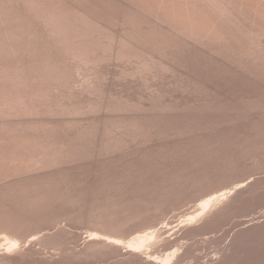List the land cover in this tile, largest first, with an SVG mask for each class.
Returning <instances> with one entry per match:
<instances>
[{
	"label": "rangeland",
	"instance_id": "374dc122",
	"mask_svg": "<svg viewBox=\"0 0 264 264\" xmlns=\"http://www.w3.org/2000/svg\"><path fill=\"white\" fill-rule=\"evenodd\" d=\"M0 1H1L0 6L3 1L5 2V5H2L3 6L2 8L0 7V12H1V9H3L2 12H4L3 14L0 13V19L8 15L7 17L2 18V19L4 21L6 19L5 22L7 23L11 21V23H9V25L7 26H6L7 23H4V21H3L4 26H3V23L0 24V39H1L0 53L2 52L1 54L2 56H0V68H1L0 69V86H1L0 89L4 90L0 93V95L1 94H3V96L5 95L4 96L5 98L3 96H0V100L2 98L6 99L8 95H10L9 93H12L13 91L11 95H13L14 98L10 95L11 97L9 96L10 98L8 97V100H19L20 101L21 99L20 101L21 104L19 105H21L23 108V110H21V108L19 107L18 108L19 110H15V113L12 115H9L8 118L7 116L0 115V128L3 126L2 128L4 129V132H0V136L1 134L10 133L9 132L10 130V131H13V133H15V136H17V138L20 140L22 137H25V135L27 136V138L30 137L31 135L30 137L31 142L34 139L39 142L41 141L40 143L44 144V141L47 140L45 142L46 144L48 143V147L50 148L48 150L50 151L52 149L51 152H53L55 154L54 156H56L57 158H55L54 156H51V157H54L55 159L60 158L59 161L61 162L58 165L52 166L53 168L51 167V168L45 169L42 172L45 174L46 172H48L47 173L48 177L47 175L44 174L46 177H35L36 179L32 177L33 178V179L31 178L32 180L30 179V177H28L26 181H25V177L24 178L22 177V179L18 181L21 182L23 179L24 180L21 183H19V185L17 184L18 182L15 183L14 180L13 181L11 180L12 182L7 183L6 185L3 184L4 187L7 186L4 189L6 194L3 193L4 191L1 192V190H3V186L2 184H0L2 186V187L0 186L2 188V189L0 188V193H1L0 197L3 196L0 199V201L2 202L4 199H7V196H4V194L5 195L8 194L9 196L7 200H4L5 204H3L4 201L3 203L0 202L1 203L0 211L4 210L6 213V215L3 216L5 214L3 213L4 211L0 212V217L2 215L4 218H6L7 216V218L14 219L16 218L15 216L19 212H21V210L23 212L26 211L25 216H24L26 220L25 218H22L23 215L21 213L23 212L18 214L19 216L17 215V217H20V218H17V220L23 219L24 224L22 222H19L21 223L22 227H20L17 231H13V232L11 231V234L7 232L9 233L8 235L9 238H14V239L19 240L18 245L10 248V246L8 245L9 242L5 239V235L3 231L4 229L0 228L1 230L0 231V247L2 248L3 246L2 249L0 248L1 251L3 250L2 251L3 254H1L2 252L0 251V263H3L2 261L4 260L3 259L4 257H7V255L9 256L12 255L14 261L9 262L7 264H10V263H13V264L14 263L15 264H46L47 262H49L47 264H62V262L63 264L64 263L65 264H72V263L89 264L90 261H91L90 262L91 264H102V263L109 264V262L110 264H113V263L121 264L119 261L121 259L123 260L124 257L127 258L125 256L126 253L124 252L127 249L128 243L126 242L127 241L130 242L132 241L131 238L135 239V237L138 234L148 231L147 227H149L148 232H151L154 230L153 236L156 240L158 236V241L152 238L150 240L151 242L149 241L150 243L148 242V244L146 245V247L148 245L149 246L147 248L145 247L146 249L143 248V250H144V253H147V254L150 252L153 253L149 255H153L156 258L159 257L161 259L162 256L164 257L166 256V254H170L169 253L170 250L172 253L175 249L180 248L179 259L181 262L183 261L182 263L180 262V264H216V262L217 264H232V263L233 264H240V263L245 264V262H247L246 256L248 257L247 253L249 254L252 253L253 255L252 258L254 259V261L256 260L255 264H264V241H263L264 239V193H263L264 186L261 189H259L256 193H252L253 195L251 193L246 194L244 197L245 200L243 198L241 202L234 204V206L232 205V202L234 201L235 197L238 194V193L236 195L234 194V192L236 193L237 190L234 189L235 191L232 190L231 192H229L233 187L235 188L236 184L237 186L241 184L242 186H245V188H247L252 184H256L257 181L258 183H262L261 181H263L264 179V147H263L264 146V126H263L264 125L263 124L264 123V113H263L264 110L262 108L264 107V74H263L264 65H261V66H258V68L257 67L255 68V69H258L259 72L262 71V73H259V72L255 73L257 71L253 69L255 65L252 66L250 64L247 65V69H246V66L240 67L241 70L243 69V67L245 69V70L243 69L244 71L242 70L243 71L242 73L241 70H239L240 68H238L236 64L234 66V63L230 62L234 60L233 55H232V50H229L230 48H228V50L227 48L226 49L224 48L225 50H223L224 45L222 44H220L221 47L219 46V44L216 45L217 47H215L214 45V47H212L213 48L212 52H210L211 50L206 51V49L203 48L202 46L201 48H203L204 50L198 46H197L198 48L196 46L193 47V45L189 46L190 44L188 45L186 43H184L185 45L184 46L182 44L184 41L181 42L182 40H180L178 37L177 38L179 41L176 40L177 41L176 43H175V38L171 39V42H170V38H172L173 35L171 34V32H169V30H168V33H169L168 34L166 32L167 29L164 31L163 27L159 28V25H156L153 21H152L153 23H151L150 22L151 18L150 19L149 17L147 18L146 15H144V12L142 10L140 11L137 10L140 13L139 12L136 13V9H141L139 6H137L136 0L135 1L133 0L135 2V5H134V2H132V0H86V1L85 0H74V1L73 0H24L25 3L27 2L26 3L27 6L24 5L26 6L24 7L25 9L23 8V5L21 7L19 4L21 3V0H19L20 2L18 0H9V2L8 0H0ZM10 2H13V3H11L10 5ZM24 2L23 4H25ZM41 3L44 7H46L45 9L41 5ZM131 3L133 4V6H136V7H133ZM28 5L32 6L31 10ZM5 6L9 7L10 9H7V7L6 9L10 11L6 12L5 11L6 9L4 8ZM33 6H35L36 9ZM47 6L49 8H47ZM53 7L55 8V10ZM32 8L34 9V11L32 10ZM39 8L41 9V11L39 10ZM19 9H22L23 11ZM25 10H30V11H25ZM56 10L58 11L63 10L61 12L64 13V14L62 13L64 17L61 15L60 12H57ZM55 11L57 12V16L60 14L59 15V17L61 16L60 19H62V17L64 18L62 19V22L64 21L65 23L64 22L59 23L60 19L56 16ZM30 12L34 14H31ZM1 15L3 16L1 17ZM35 15L37 16L40 15V16H38V18L36 19ZM43 15L48 16V18L47 16H45L48 22L45 23V21L47 20L45 19L44 21L45 17ZM67 16L68 18L71 16L72 17L68 19ZM126 17L128 18V20ZM140 17H145V18L140 19ZM8 18L10 20H8ZM51 19L53 20L51 21ZM67 19H68V22H67ZM77 19L79 20V22L77 21ZM142 19L143 20L145 19L144 22ZM15 20L18 21L19 23L15 22ZM49 20H50V23H49ZM139 21H142V23ZM35 22L37 24H35ZM43 22L45 23L47 27L44 26ZM81 22H82V25H84V27L80 24ZM137 22L141 23V26ZM12 23H14L15 25ZM40 23H42L43 26H41L42 24ZM51 23L52 24L56 23V24L53 26ZM72 23H76V24L79 23L80 25L79 24L76 25ZM20 24L23 25L24 28L20 26ZM63 24L66 26H64ZM151 24L154 25V27H152ZM50 25L53 27H51ZM59 25L60 26L62 25V27H59ZM146 25L147 27L148 26L149 27L147 28ZM155 25L158 26L157 27L158 29H155L156 28ZM14 26H16L17 28H15ZM55 26L57 27L56 28L57 30L55 29ZM77 26L80 29L82 28L81 29L82 31L79 28L75 29V27ZM88 26H90V28ZM3 27L4 29L9 27L10 29L12 28L13 30L12 29L10 30L8 28L9 30L5 29L6 30L5 32L4 29L2 30ZM58 27L60 29H58ZM41 28H43L44 30ZM69 28L71 29V31ZM130 28L131 30H129ZM150 28L151 30L153 29V31H151ZM159 29H161L163 32ZM61 30H64L65 32L69 31L70 33L69 32L65 33L64 31H61ZM155 30L158 32H156ZM51 31H53L54 34ZM56 31L58 32V34H56ZM72 31L74 32V34L76 32L77 35L76 34L74 35ZM140 31H142L141 34H140ZM8 32H11V33L9 34ZM12 32L13 34L14 33L15 34L13 35ZM77 32H80V33L82 32L84 34V37L82 33L80 34ZM133 32H135L134 34L136 37L134 36ZM154 32L156 33V35L152 37L151 35H153ZM17 33L19 36L17 35ZM99 33L102 35H100ZM1 34L5 36L7 35V36L5 37ZM61 34H62V37L63 36L64 37L60 39ZM71 34H72V37L70 39L72 41L69 39ZM137 34L141 37H139ZM49 35H52V37H50ZM165 35L166 37H168L169 35L168 37L169 40L166 38L168 42L165 39ZM1 36H3L4 38L3 37L1 38ZM11 36H14L12 39L13 42L10 39ZM17 36L19 39L17 38ZM73 36H74V40L72 39ZM75 36L76 37L80 36V37L76 38ZM155 36L158 37L157 38L158 40L161 37L159 42L156 40L155 42H153V40L156 38ZM7 37H9V40L7 39ZM54 37L55 39H53ZM56 37H58V40ZM150 37L153 38L152 41H151L152 38L150 39ZM65 38H66V41L64 40ZM67 38L69 39V41ZM80 38L81 39L83 38L84 40L82 39V41H84L85 43L88 42L87 43L88 45L83 47L85 43L80 41L81 40ZM138 39L140 41H138ZM76 40H77V43L76 42L75 43L77 45L73 44L72 46L71 43H73V41H76ZM145 40L149 42L150 44L148 45ZM14 41H15V44H14ZM67 41L69 43H65ZM79 41L82 43L80 44ZM161 41H163L162 44H161ZM2 42H4L5 44ZM46 42H50V43H47L48 46L44 45L46 44ZM138 42H141V43L139 44ZM151 42L153 43L151 44ZM164 42H167V44L169 45V46L167 45V48H166V43ZM57 43H60V44H57ZM66 44H68L67 45L68 47L66 46ZM153 44L154 45L157 44L156 45L157 48L156 46L154 47ZM176 44H177V47L175 46ZM74 45H75V50L76 49L79 50L78 52L76 50L77 54L71 53L74 51V49L70 48V46L74 47ZM173 45L176 48H174ZM186 45L191 48H187ZM79 46H81L80 49L77 48ZM92 46L96 48L95 51H93L95 54L93 52L89 54L90 51L94 50ZM183 46L186 48L182 49ZM65 47H67L71 51L66 50ZM2 48H4V51H2ZM169 48H171V50L176 49L178 51L177 52L175 50L176 55L177 54L178 55L176 56L174 54L175 51L174 50H173L174 52L170 51ZM88 49H91L89 50V53L87 52ZM167 49L170 52H173V54L172 53L166 54L168 53ZM184 49L186 50L184 51ZM180 50H182L183 52L182 51L179 52ZM236 50L235 52L238 53V50L237 51ZM66 51L67 52L69 51L68 52L69 54L66 53ZM135 51H136V54H135ZM146 51H148L150 55ZM153 51H155V53ZM223 51L224 52L227 51L228 54H226L227 52L223 53ZM125 52L127 53V55ZM157 52L159 55L157 54ZM219 52H221L222 54H220ZM78 53H79V56H78ZM80 53L82 55L83 54L86 55L84 56L86 60L82 58L83 56L81 57ZM87 53L88 55H91L93 57L88 56ZM163 53H165L166 55ZM207 53H209V55ZM212 53L213 55H210ZM215 54L216 56H214ZM218 54H220L221 57ZM223 54L228 55V57L230 54V57L232 60L230 58H229L230 60L225 59L226 56H224ZM133 55L136 59V60L134 59L135 62L132 59L134 58ZM138 55L140 56L138 57ZM162 56H165V57H163L162 59ZM216 57L217 58L219 57L218 59L220 60H218ZM221 58H224L225 60ZM108 59H111V60H108ZM155 61L157 62V64ZM224 61H226V63L223 64ZM143 62H147V63L143 65L144 64ZM227 62L230 63V64L228 63L229 68L228 66H226L228 65ZM92 63L94 64V66H92L93 65ZM147 64L150 66H148ZM231 64L234 66L233 69H232V66H230ZM143 66H146V67L148 66L149 68L144 70ZM49 67H51L52 69ZM163 67H167L168 69L163 68ZM259 68L261 69V71ZM4 69H6L7 71H5ZM136 70H138L139 72H137ZM237 70L238 72L240 71L242 75L238 73ZM142 71H143V74H142ZM252 71L253 73H251ZM34 72L35 74H33ZM163 73L164 75L160 76ZM134 75L137 79L135 77L132 78ZM143 75H146V76H143ZM247 75L251 77H248ZM146 77H148V80ZM150 77H153V78H150ZM144 79L145 81H143ZM139 80H142V81H139ZM43 81H45V83ZM146 82H148V84H146ZM5 84L6 85L8 84V85L5 86ZM147 85L150 87H148ZM19 86H21V88ZM12 87L14 90H11ZM27 87L28 88L30 87L32 89L30 88L28 89ZM57 87L59 90L57 89ZM151 87L154 89H152ZM150 89L152 91H150ZM10 90L11 92H9ZM18 90H19V93H18ZM21 90L24 93L20 92ZM18 97L20 98L18 99ZM33 97L35 99H39V101L36 100L35 102V99ZM253 97H255L256 99ZM28 100L30 103L28 102ZM245 101L248 103H246ZM258 101L260 104L259 103L257 104ZM261 101L263 102V106H261V103H262ZM24 102L26 104H23ZM31 102L33 105L31 104ZM36 103L38 104V108L40 109H36L30 112L24 111L25 106L26 105L28 106L29 104H30L31 109L37 108ZM186 103H189V105ZM244 103L246 105H244ZM253 103L257 104V106L256 105L254 106L258 107L257 111H254L256 113H254L253 110L251 109V107L253 108L252 106ZM259 105L262 111L261 109H259ZM242 107L245 108L244 110H246V108L248 107L250 110H252L253 113L252 112L249 113L250 112L249 109L247 110V112L245 111L244 113V110L242 109ZM256 107H254L253 109L255 110ZM170 109L172 112H170ZM41 110H42V113H41ZM229 110L232 112L230 113ZM16 118H17V121H16ZM4 120L6 121V123ZM5 127H6V130H5ZM10 127H12L13 130L9 129ZM15 128L16 129L19 128L17 132H19L20 130L19 135H22V137L17 135L18 133L15 132L16 131ZM1 130L2 129H0V131ZM5 131L7 133H5ZM13 133H10L9 134L10 136L7 134L9 138L12 140L9 139V141L5 144V146H9L10 144L9 142L11 141L13 142L18 141V139L15 140L12 138ZM13 144L16 145V143H13ZM252 145L254 146V148ZM195 152L197 155L195 154ZM199 156H200V159H199ZM186 160L188 161V163ZM186 165L187 166L189 165V166L187 167ZM242 167H244L245 169ZM214 171L215 173H213ZM20 178L21 177H19V179ZM24 181H25V184H24ZM29 181L30 182L32 181V182L29 184ZM35 181L37 182L36 185L34 183ZM13 182L15 183V185H18V186H15ZM10 183H12L11 184L12 187L11 185H9ZM32 183L34 186L32 185ZM23 184H24L23 186L24 188L21 186ZM13 185L15 187H13ZM44 186H46V188ZM8 187L9 189H7ZM21 187L25 191L21 190L20 189ZM26 188L27 189L32 188L31 192H30V189H28L27 191ZM40 189H42L41 190L42 193L38 191ZM32 190H34L36 193L35 194L32 193L34 192ZM43 190L46 192V194ZM20 191L21 193L23 191V195H20L21 193L18 194ZM26 192H28V194H24ZM214 192H218V194L220 195H223L226 192L227 194H225L224 196L226 200L224 199V197H222V199H224V202L223 200H220V202L219 201L216 202L217 205L216 204L212 205L211 209L210 208L207 209L209 211L202 212L203 205L200 202L203 200V198L205 201V198H208L209 195L211 197V193L213 194ZM12 193L13 195L10 196L9 194H12ZM39 193H41V195ZM228 193L229 194L232 193L233 195L231 194V196H229ZM25 195L27 196L24 197ZM43 195H45V197H43ZM32 196H33V199H32ZM48 196L50 197L48 198ZM250 196L253 198H250ZM11 197L14 200L15 198L20 199V200L25 198V200H24V203H22V200L14 201ZM21 197H24V198H21ZM28 197L30 199H27ZM227 197L229 198V200ZM45 198L46 200L44 203ZM209 198L206 200H209ZM230 199H233V201ZM75 200H78V201H75ZM13 201L15 205L13 204ZM28 201H30V203L25 204V202L27 203ZM32 201H33V204H31ZM230 201L231 203H229ZM17 202L18 204H16ZM8 203L11 206L17 207V208H15L14 210L13 208H11V206ZM36 203L38 204V206L35 205ZM70 203H72V205ZM39 204L41 205L44 204L45 206L39 207ZM2 205H5L6 207ZM34 205L36 206V210L34 208ZM230 205H232V207H229ZM27 206L29 208V211L27 210ZM7 207H8V212L6 210ZM31 207L34 209H32ZM201 207H202V210H201ZM9 208L11 210H9ZM38 208L41 210V212L39 211ZM43 209H45L44 212H42ZM102 209L103 210L107 209V211L105 210L103 212ZM30 210H32L33 212ZM110 210L112 212L114 210V212L112 213ZM224 210L225 212H223ZM108 211L111 212L112 215L109 214ZM196 211L198 212L196 213ZM13 212H16L17 214ZM34 212L38 214V218ZM69 212L71 213V216H69L70 215ZM93 212L97 214H94ZM29 213H32V214L34 213L35 215L33 214L32 215L33 217H31V214ZM90 213H93L94 217L96 216L95 219L93 215ZM205 213L207 214V216H205L206 215ZM113 214H115L116 217L115 215L113 216ZM131 214L134 216H132ZM193 214L194 215L197 214V215L194 216ZM117 215L119 216L118 218H117ZM99 216H100V219H99ZM220 216L221 217L223 216L222 217L223 220ZM199 217L200 219H198ZM27 218H29L28 220L29 224L26 223ZM101 218L102 220L106 218V221L105 219L103 220L106 223H104L101 220ZM147 218H150V219H147ZM110 219H114V220L110 221ZM77 220L79 222H77ZM90 220L91 222H89ZM116 220H118L119 222ZM52 221H55V222H52ZM96 221H100L102 223L100 222L98 223ZM145 221H146V224H145ZM114 222H116L117 224ZM55 223H56V226L54 225ZM112 223L116 224L117 226H114ZM91 224L95 228H93ZM111 224L113 227L111 226ZM25 225H28V226L25 227ZM107 226L111 228H109L108 230V228H105ZM117 228L119 229H118V232H116L117 234H115L114 231H116ZM40 229H41V232H40ZM56 229L59 231L58 233ZM92 229H94V231ZM198 229H199V233H198ZM54 230L56 231V233L53 232ZM48 231L50 232V234ZM32 232L33 233L35 232V233L33 234ZM89 232L92 234L94 233L96 234L97 232V234L100 233V235L110 234L109 236H114V237L116 235L115 238L119 239V243H118L120 245L119 249L121 248L122 249L121 250L118 249L117 252L116 250L113 252V250L110 249V251L112 250L110 252L109 250L103 251L109 248L107 249L98 248L100 253L96 249L88 250L87 244L89 242L88 239H90ZM18 233L19 235H21L22 233H25L23 234L25 236L23 235L19 236ZM46 233H47V236H46ZM119 233H121L122 235H120ZM30 234H31V237H30ZM36 234L37 235L40 234V236L38 235L37 237ZM72 234H74L75 236ZM32 235H33V238H32ZM49 235L51 236L48 237ZM20 237H21V240H20ZM36 237L39 238L40 240L37 239ZM24 238H26V240H23ZM59 238H62V239L59 240ZM33 239L35 240V242ZM46 240L48 244L50 243L49 245L44 244V242L47 243ZM51 240H52V243H51ZM3 242L6 243V245H8L9 250L6 247V245H4ZM125 244H126V247H125ZM23 245H25L24 250L22 249ZM50 245H52L53 247ZM89 246L90 244H88V248ZM18 247L19 249L17 250L16 248ZM34 247L36 249V253L30 255V251H29V254H28L27 251L29 249H34ZM123 247L125 248V250ZM128 247H129V244H128ZM85 249L87 250L86 252H85ZM5 250L7 251L5 252ZM22 250L27 254L23 255L24 253L22 254L23 252ZM43 250L45 253L43 252ZM95 250L98 253H96ZM248 251H250L251 253ZM39 252L41 254H39ZM103 252L107 254H104ZM52 253L53 254L55 253V254L53 255ZM69 253L71 256L69 255ZM74 253L76 254L74 255ZM88 253L90 256L88 255ZM141 253L144 254L143 251H141ZM17 254L23 257L24 259H22ZM63 254L65 255L63 256ZM118 254H121V255H118ZM147 254L146 255L144 254V256H147ZM2 255L4 256L2 257ZM73 255L76 256V258H73L74 257ZM79 255L81 256V258L84 257L85 259L84 258L81 259ZM14 257H16V259L19 258L18 263ZM63 258L65 259V262ZM156 258L155 260L157 261V264H162V262L158 261L159 259H156ZM187 258L188 259L190 258V259L188 260ZM76 259L78 260V262L79 261L81 262L78 263ZM110 259H113L114 261ZM52 261H54V263ZM70 261H73V262H70ZM3 264H5V262Z\"/></svg>",
	"mask_w": 264,
	"mask_h": 264
},
{
	"label": "bare ground",
	"instance_id": "6f19581e",
	"mask_svg": "<svg viewBox=\"0 0 264 264\" xmlns=\"http://www.w3.org/2000/svg\"><path fill=\"white\" fill-rule=\"evenodd\" d=\"M19 1V0H18ZM74 1V0H73ZM86 1V0H85ZM135 1V0H134ZM133 0H132V2H134ZM1 2V1H0ZM8 2H9V0H8ZM20 2V1H19ZM23 2H24V0H23ZM23 2H22V0H21V3H19L20 4V6L22 7V5H23V8L24 7H26L27 5H26V3L25 4H23ZM83 2V1H82ZM90 2V1H89ZM88 2V3H89ZM2 3H4V4H2ZM1 3V8L3 7L2 5H5V2L3 1ZM11 3H13V2H10V5H11ZM15 3H17V2H15ZM29 3V2H28ZM36 3V2H35ZM52 3V2H51ZM50 3V4H51ZM136 3H137V6H139L141 9H136V13H138L140 10H142L143 12H144V15H146V17L148 18L149 17V19L151 18V23H155L156 25H159V28L160 27H163L164 29V31L166 30V32L168 33V30H169V32H171V34L173 35V36H175V37H173L172 36V38H170V42H171V39H173V38H175V43L177 42V41H179L178 40V38L180 39V40H182L181 42H183L182 44L184 45V43H186V44H190L189 46H191V45H193V47H200L201 48V46L203 47V48H205L206 49V51L207 50H211L210 52H212V47H214V45H215V47H217L216 45H218L219 44V46H220V44H222V45H224V47H223V50H225L226 48H227V50H228V48H230L229 50H232V55H233V59L234 60H232L231 59V57H230V54H229V57H228V55H225V54H223L224 56H226V58L225 59H228V60H232V61H230L231 63L233 62L234 63V66H235V64L237 65V67L238 68H240V67H242V66H246V69H247V65H252V66H254L255 65V67L253 68V69H255L256 67L258 68V66H261V65H264V0H136ZM30 4V3H29ZM57 4V3H56ZM67 4V3H66ZM77 4H79V3H77ZM13 5V4H12ZM24 5H26V6H24ZM39 5V4H38ZM41 5H42V3H41ZM45 5H47V4H45ZM92 5V4H91ZM131 5L133 6V4L131 3ZM134 5H135V2H134ZM18 6V5H17ZM29 6V5H28ZM43 6V5H42ZM52 6V5H51ZM66 6V5H65ZM69 6V5H68ZM6 7L7 6H5L4 8L6 9ZM11 7V6H10ZM30 7V10H31V5L29 6ZM35 9H36V7L35 6H33ZM38 7V6H37ZM44 7V6H43ZM57 7H59V6H57ZM61 7H62V5H61ZM83 7H85V6H83ZM133 7H136V6H133ZM132 7V8H133ZM22 8V9H23ZM46 7H44V9H45ZM47 8H49L48 6H47ZM54 8V7H53ZM53 8H51V9H53ZM68 8V7H67ZM73 8V7H72ZM79 8V7H78ZM80 8H82V7H80ZM138 8V7H137ZM4 9V10H5ZM7 9H10L9 7H7ZM5 10L6 12L7 11H10V10ZM12 9V8H11ZM15 9V8H14ZM22 9H19V10H22ZM25 9V8H24ZM27 9H29V8H27ZM41 9H42V7H41ZM41 9L39 8V10L41 11ZM58 9V8H57ZM94 9V8H93ZM30 10H25V11H30ZM32 10L34 11V9L32 8ZM54 10H55V8H54ZM126 10V9H125ZM134 10H135V8H134ZM137 10H139V11H137ZM3 11V9H1V14H3L4 12H2ZM12 11V10H11ZM16 11V10H15ZM23 11V10H22ZM44 11V10H43ZM42 11V12H43ZM47 11H49V10H47ZM57 12H60L61 13V15H62V13L63 12H61V11H63V10H61V11H58V10H56ZM55 11V12H56ZM69 11V10H68ZM79 11V10H78ZM5 12V13H6ZM53 12V11H52ZM54 12V13H55ZM57 12H56V16H57ZM91 12V11H90ZM134 12V11H133ZM25 13V12H24ZM31 13V12H30ZM46 13V12H45ZM66 13V12H65ZM129 13V12H128ZM127 13V14H128ZM140 13V12H139ZM142 13V12H141ZM7 14V13H6ZM20 14V13H19ZM28 14V13H27ZM31 14H34V13H31ZM36 14V13H35ZM64 14V13H63ZM69 14H70V12H69ZM72 14V13H71ZM91 14V13H90ZM89 14V15H90ZM132 14V13H131ZM26 15V14H25ZM60 15V14H59ZM59 15L57 16L59 19H60V17H59ZM143 15V14H142ZM143 15V16H144ZM3 15H1V17H2ZM8 16V15H7ZM7 16H5V17H7ZM9 16H11V15H9ZM21 16V15H20ZM33 16V15H32ZM36 16V19L38 18V16H40V15H35ZM44 16V15H43ZM45 16H47V15H45ZM44 16V17H45ZM63 16V15H62ZM129 16V15H128ZM139 16V15H138ZM5 17H2V18H5ZM31 17V16H30ZM30 17H29V19H30ZM55 17V16H54ZM64 17V16H63ZM62 17V19H64ZM72 17V16H71ZM71 17H69V18H71ZM74 17H75V15H74ZM78 17V16H77ZM81 17V16H80ZM135 17V16H134ZM1 18V19H2ZM10 18V17H9ZM8 18V20H10ZM15 18V17H14ZM21 18V17H20ZM23 18V17H22ZM28 18V17H27ZM27 18H25V19H27ZM47 18H48V16H47ZM67 18H68V16H67ZM68 18V19H69ZM127 18V17H126ZM138 18V17H137ZM141 18H145V17H140V19ZM146 18V19H147ZM0 19V20H1ZM32 19V18H31ZM42 19H43V17H42ZM45 19H46V17L44 18V21H45ZM55 19V18H54ZM59 19H58V21H59ZM62 19H60V21H59V23L60 22H62ZM68 19H67V22H68ZM76 19V18H75ZM12 20H14V19H12ZM47 20V19H46ZM53 19H51V21H52ZM71 20V19H70ZM123 20V19H122ZM121 20V21H122ZM127 20H128V18H127ZM143 20V19H142ZM145 20V19H144ZM144 20H143V22H144ZM3 19L1 20V22H0V24H2L3 23ZM5 21H6V19H5ZM4 21V23H7V22H5ZM27 21V20H26ZM35 21V20H34ZM77 21L79 22V20L77 19ZM81 21V20H80ZM83 21V20H82ZM148 21V20H147ZM153 21V22H152ZM9 22V21H8ZM15 22H18V21H16L15 20ZM21 22H23V21H21ZM40 22V21H39ZM41 22H42V20H41ZM46 22H48V20L47 21H45V23ZM56 22V21H55ZM64 22V21H63ZM62 22V23H63ZM66 22V23H67ZM72 22V21H71ZM89 22V21H88ZM94 22V21H93ZM99 22H100V20H99ZM128 22V21H127ZM139 22H141L142 23V21H139ZM139 22H137V23H139ZM149 22V21H148ZM147 22V23H148ZM4 23H3V26H4ZM9 23H11V21L9 22ZM9 23H7L6 24V26L7 25H9ZM19 23V22H18ZM45 23L43 22V24H44V26H46L45 25ZM49 23H50V20H49ZM49 23H47V24H49ZM54 23V22H53ZM61 23V24H62ZM65 23V22H64ZM69 23H70V21H69ZM123 23V22H122ZM136 23V24H137ZM141 23H139L140 24V26H141ZM12 24H14V23H12ZM25 24V23H24ZM35 24H37L36 22H35ZM40 24H42V23H40ZM43 24L41 25V26H43ZM52 24V23H51ZM56 24V23H55ZM55 24H52L53 26L55 25ZM72 24H76V23H72ZM79 23H77L76 25H78ZM81 25H82V22L80 23ZM79 24V25H80ZM146 24V23H145ZM15 25V24H14ZM17 25V24H16ZM19 25V24H18ZM64 25V24H63ZM129 25V24H128ZM138 25V24H137ZM148 25V24H147ZM147 25H146V27H147ZM152 25V24H151ZM155 25V29H158L157 27L158 26H156ZM11 26V25H10ZM9 26V27H10ZM20 26H22L23 28H24V26L23 25H21L20 24ZM27 26V25H26ZM37 26V25H36ZM40 26V27H41ZM51 26V25H50ZM49 26V27H50ZM53 26H51V27H53ZM64 26H66V25H64ZM75 26V25H74ZM83 27H84V25H82ZM81 26V27H82ZM134 26V25H133ZM133 26H132V28H133ZM136 26V25H135ZM139 26V25H138ZM145 26V25H144ZM149 26H150V24H149ZM148 26V27H149ZM8 27V28H9ZM15 28H17L16 26H14ZM13 27V28H14ZM38 27V26H37ZM47 27V26H46ZM49 27H48V29H49ZM59 27H62V25L60 26L59 25ZM58 27V29H60ZM68 27V26H67ZM67 27H66V29H67ZM70 27V26H69ZM73 27V26H72ZM71 27V28H72ZM89 28H90V26H88ZM147 27V28H148ZM152 27H154V25H152ZM8 28H5V29H8ZM19 28V27H18ZM57 27L55 26V29H56ZM64 28V27H63ZM74 28V27H73ZM77 28H79L78 26L77 27H75V29H77ZM102 28V27H101ZM147 28H145V29H147ZM4 29V27L2 28V30ZM4 29V30H5ZM10 29V28H9ZM8 29V30H9ZM12 29V28H11ZM10 29V30H11ZM38 29V28H37ZM41 29H43V28H41ZM46 29V28H45ZM47 29V30H48ZM52 29V28H51ZM54 29V30H55ZM62 29V28H61ZM66 29H64V30H66ZM70 29V28H69ZM80 29V28H79ZM78 29V30H79ZM82 29V28H81ZM80 29V30H81ZM94 29V28H93ZM139 29H141V28H139ZM7 30V31H8ZM13 30V29H12ZM39 30V29H38ZM44 30V29H43ZM57 30V29H56ZM64 30H61V31H64ZM127 30V29H126ZM129 30H131V28L129 29ZM135 30V29H134ZM149 30V29H148ZM150 30H151V28H150ZM159 30H161V29H159ZM50 31V30H49ZM70 31H71V29H70ZM74 31V30H73ZM72 31V32H73ZM77 31V30H76ZM82 31V30H81ZM92 31V30H91ZM94 31V30H93ZM145 31V30H144ZM151 31H153V29L151 30ZM156 31V30H155ZM162 31V30H161ZM4 32V31H3ZM5 32H6V30H5ZM4 32V33H5ZM14 32V31H13ZM13 32H12V34H13ZM51 32H53V31H51ZM50 32V33H51ZM60 32V31H59ZM65 32V31H64ZM67 32H69V31H66L65 33H67ZM95 32V31H94ZM124 32H126V31H124ZM141 32L142 31H140V34H141ZM156 32H158V31H156ZM163 32V31H162ZM9 34L11 33V32H8ZM7 33V34H8ZM31 33V32H30ZM47 33V32H46ZM70 33V32H69ZM77 33H80V32H77ZM82 33V32H81ZM80 33V34H81ZM101 33V32H100ZM99 33V34H100ZM103 33V32H102ZM135 32H133V34H134ZM155 33V32H154ZM153 33V35H151L152 37L154 36V35H156V33L154 34ZM161 33V32H160ZM165 33V32H164ZM15 34V33H14ZM13 34V35H14ZM41 34V33H40ZM53 34H54V32H53ZM56 34H58V32L56 31ZM60 34V33H59ZM73 34H74V32H73ZM75 34H76V32H75ZM74 34V35H75ZM80 34H78V35H80ZM87 34V33H86ZM131 34H132V32H131ZM143 34H145V33H143ZM143 34H142V36H143ZM169 34V33H168ZM1 35H3V34H1ZM17 35H18V33H17ZM77 35V34H76ZM82 35H83V37H84V34L82 33ZM100 35H102V34H100ZM109 35V34H108ZM127 35V34H126ZM130 35V34H129ZM138 35V34H137ZM158 35H159V33H158ZM167 35V34H166ZM166 35H165V39L167 38L168 39V37H169V35H168V37H166ZM3 36H5V35H3ZM3 36H1V38L3 37ZM7 36V35H6ZM5 36V37H6ZM9 36V35H8ZM16 36V35H15ZM19 36V35H18ZM18 36H17V38H18ZM50 37H52V35H49ZM54 36H56V35H54ZM134 36H135V34H134ZM139 36V35H138ZM150 36V35H149ZM161 36V35H160ZM163 36V35H162ZM12 37V38H11ZM10 37V39H11V41H12V39H13V37L14 36H11ZM44 37H45V35H44ZM48 37V36H47ZM46 37V38H47ZM59 37V36H58ZM58 37H56L57 38V40H58ZM64 37V36H63ZM62 37V34H61V37H60V39L61 38H63ZM72 37V34H71V36L69 37V39ZM76 37V36H75ZM78 37V36H77ZM76 37V38H77ZM80 37V36H79ZM78 37V38H79ZM89 37V36H88ZM107 37V36H106ZM115 37V36H114ZM133 37V36H132ZM136 37V36H135ZM139 37H141V36H139ZM152 37H150V39L152 38ZM156 37V38H155ZM154 38V40H153V38L151 39V41L153 40V42H155V40L156 41H158L159 42V40H160V38H159V40L157 39L158 37L157 36H155ZM178 37V38H177ZM4 38V37H3ZM75 38V39H76ZM128 38V37H127ZM146 38V37H145ZM144 38V39H145ZM177 38V39H176ZM7 39L9 40V37H7ZM6 39V40H7ZM19 39V38H18ZM53 39H55V37L53 38ZM68 39V38H67ZM69 39H68V41H69ZM73 40H74V36H73V38H72ZM81 39V38H80ZM83 39V38H82ZM82 39L80 40V41H82ZM90 39V38H89ZM89 39H87V40H89ZM109 39V38H108ZM136 39V38H135ZM150 39H149V41H150ZM164 39V40H165ZM166 39V40H167ZM3 40V39H2ZM5 40V39H4ZM7 40V41H8ZM49 40V39H48ZM65 41H66V38L64 39ZM63 40V41H64ZM71 40V39H70ZM79 40V39H78ZM84 40V39H83ZM96 40V39H95ZM140 40H141V38H140ZM139 39H138V41H140ZM146 40H148V39H146ZM145 40V41H146ZM162 40V39H161ZM169 40V39H168ZM168 40H167V42H168ZM177 40V41H176ZM6 41V42H7ZM46 41H47V39H46ZM65 42V43H69V42ZM72 41V40H71ZM70 41V42H71ZM79 41V42H80ZM0 42H1V39H0ZM13 42V41H12ZM77 43V40L76 41H73V43H71L72 44V46H73V44H75V45H77L76 43ZM78 42V43H79ZM83 43H85L84 41H82ZM82 42H80V44L82 43ZM102 42V41H101ZM142 42V41H141ZM141 42H138L139 44L141 43ZM147 42V41H146ZM153 42H151V44L153 43ZM157 42V43H158ZM162 42L163 41H161V44H162ZM167 42H164V43H166V48H167ZM2 43H4V42H2ZM8 43V42H7ZM47 43H50V42H46V44H44V45H47ZM55 43H56V41H55ZM54 43V44H55ZM63 43V42H62ZM64 43V44H65ZM88 43V42H87ZM87 43H85L84 44V46L83 47H85L86 45H88ZM143 43V42H142ZM172 43H173V41H172ZM171 43V44H172ZM180 43V42H179ZM178 43V44H179ZM5 44V43H4ZM14 44H15V41H14ZM18 44H19V42H18ZM57 44H60V43H57ZM63 44V45H64ZM70 44V45H71ZM147 44L149 45L150 43L149 42H147ZM160 44V45H161ZM170 44V43H169ZM181 44V45H182ZM0 45H1V43H0ZM68 44H66V46H67ZM75 45H74V47H71L70 46V48H73L74 49V51L73 52H71V53H76L77 54V52L79 51L78 49H76L77 50V52H76V50H75ZM102 45H104V44H102ZM112 45V44H111ZM118 45V44H117ZM154 45V44H153ZM157 45V44H156ZM156 45H154V47L156 46ZM48 46V45H47ZM60 46V45H59ZM65 46V45H64ZM91 46V45H90ZM95 46V45H94ZM140 46V45H139ZM142 46V45H141ZM151 46V45H150ZM169 46V45H168ZM172 46V45H171ZM174 46V45H173ZM176 47H177V44L175 45ZM174 46V48H176ZM180 46V45H179ZM185 46V45H184ZM182 47V49L183 48H191V47H189V46H187L186 45V47ZM226 46V47H225ZM1 47H3V46H1ZM68 47V46H67ZM67 47H65L66 48V50H69ZM80 47L81 46H79V47H77V48H79L80 49ZM82 47V48H83ZM93 47V46H92ZM96 47V46H95ZM120 47V46H119ZM143 47V46H142ZM159 47V46H158ZM161 47V46H160ZM165 47V46H164ZM197 47V48H198ZM221 47V46H220ZM57 48V47H56ZM87 48V47H86ZM89 48V47H88ZM94 48V47H93ZM98 48V47H97ZM151 48V47H150ZM156 48H157V46H156ZM199 48V49H200ZM203 48H201V49H203ZM208 48H210V49H208ZM219 48V47H218ZM225 48V49H224ZM234 48V49H233ZM238 50V53H236L235 52V50L236 49ZM72 49V50H73ZM95 49L96 48H94V50H92V51H90V53H89V50H91V49H88V53L89 54H91V52H93V51H95ZM105 49V48H104ZM131 49V48H130ZM136 49V48H135ZM170 49V51H173V50H171V48H169ZM180 49H181V47H180ZM193 49V48H192ZM191 49V50H192ZM200 49V50H201ZM217 49V48H216ZM222 49V48H221ZM41 50V49H40ZM51 50V49H50ZM84 50H85V48H84ZM143 50V49H142ZM154 50V49H153ZM165 50V49H164ZM176 50V49H175ZM174 50V51H175ZM186 49H184V51H185ZM188 50H190V49H188ZM204 50V49H203ZM202 50V51H203ZM220 50V49H219ZM236 50V51H237ZM1 51V50H0ZM2 51H4V48H2ZM69 51H71V50H69ZM68 51V52H69ZM80 51H82V50H80ZM117 51V50H116ZM119 51V50H118ZM127 51H128V49H127ZM162 51H163V49H162ZM167 51H168V53H166V54H169V53H172L173 54V52H170L168 49H167ZM177 51V50H176ZM176 51H175V55H176ZM182 50H180L179 52H181ZM214 51H216V50H214ZM41 52V51H40ZM65 52V51H64ZM67 51H66V53H68ZM132 52V51H131ZM138 52V51H137ZM144 52V51H143ZM147 53H148V51H146ZM151 52V51H150ZM154 53H155V51H153ZM160 52V51H159ZM166 52V51H165ZM178 52V51H177ZM183 52V51H182ZM187 52H189V51H187ZM205 52V51H204ZM209 52V51H208ZM222 52V51H221ZM221 52H219L220 54H222ZM227 52V51H226ZM226 52H224L223 51V53H226ZM82 53V52H81ZM80 53V54H81ZM83 53H85V52H83ZM88 53H87V55H88ZM94 53V52H93ZM103 53H105V52H103ZM111 53V52H110ZM126 53V52H125ZM129 53V52H128ZM161 53V52H160ZM197 53V52H196ZM216 53V52H215ZM231 53V52H230ZM2 54V52L0 53V56H2L1 55ZM69 54V53H68ZM95 54V53H94ZM93 54V55H94ZM107 54V53H106ZM105 54V55H106ZM118 54H120V53H118ZM135 54H136V51H135ZM134 54V55H135ZM142 54V53H141ZM149 54V53H148ZM157 54H158V52H157ZM163 54H165V53H163ZM165 54V55H166ZM184 54V53H183ZM182 54V55H183ZM195 54V53H194ZM201 54V53H200ZM206 54V53H205ZM208 55H209V53H207ZM217 54V53H216ZM216 54L214 55V56H216ZM220 54H218L219 56H220ZM226 54H228V52L226 53ZM75 55V54H74ZM73 55V56H74ZM126 55H127V53H126ZM134 55H133V57H134ZM150 55V54H149ZM159 55V54H158ZM178 55V54H177ZM176 55V56H177ZM185 55V54H184ZM187 55V54H186ZM190 55V54H189ZM196 55V54H195ZM210 55H213V53L212 54H210ZM34 56V55H33ZM77 56V55H76ZM75 56V57H76ZM78 56H79V53H78ZM83 56V57H82ZM84 56H86V55H82L81 54V57L82 58H84ZM88 56H91V55H88ZM103 56H104V54H103ZM124 56V55H123ZM136 56V55H135ZM140 55H138V57H139ZM148 56V55H147ZM151 56H153V55H151ZM181 56V55H180ZM91 57H93V56H91ZM99 57V56H98ZM127 57V56H126ZM132 57V56H131ZM130 57V58H131ZM143 57V56H142ZM163 57H165V56H162V59H163ZM171 57H172V55H171ZM174 57V56H173ZM182 57V56H181ZM191 57V56H190ZM208 57V56H207ZM206 57V58H207ZM221 57V56H220ZM223 57V56H222ZM228 57V58H227ZM4 58V57H3ZM69 58V57H68ZM72 58V57H71ZM115 58H116V56H115ZM137 58V57H136ZM141 58V57H140ZM214 58V57H213ZM217 58V57H216ZM219 58V57H218ZM217 58V59H218ZM230 58V59H229ZM85 59V58H84ZM87 59H88V57H87ZM105 59V58H104ZM118 59H120V58H118ZM133 60L135 59V57L134 58H132ZM144 59V58H143ZM161 59V58H160ZM176 59V58H175ZM210 59V58H209ZM221 59H224V58H221ZM224 59V60H225ZM31 60V59H30ZM67 60V59H66ZM74 60V59H73ZM86 60V59H85ZM94 60V59H93ZM101 60V59H100ZM108 60H111V59H108ZM122 60V59H121ZM130 60V59H129ZM136 60V59H135ZM135 60H134V62H135ZM142 60V59H141ZM172 60V59H171ZM181 60V59H180ZM179 60V61H180ZM195 60V59H194ZM212 60V59H211ZM216 60V59H215ZM218 60H220V59H218ZM82 61H83V59H82ZM92 61V60H91ZM132 61V60H131ZM144 61V60H143ZM150 61H152V60H150ZM154 61V60H153ZM167 61V60H166ZM168 61H169V59H168ZM185 61V60H184ZM214 61V60H213ZM57 62V61H56ZM80 62V61H79ZM140 62V61H139ZM156 62V61H155ZM178 62V61H177ZM33 63V62H32ZM31 63V64H32ZM48 63V62H47ZM50 63V62H49ZM90 63V62H89ZM102 63V62H101ZM142 63V62H141ZM140 63V64H141ZM144 64L143 65H145L147 62H143ZM149 63V62H148ZM152 63V62H151ZM160 63H162V62H160ZM182 63V62H181ZM180 63V64H181ZM185 63V62H184ZM189 63V62H188ZM211 63H213V62H211ZM224 63H226V61H224L223 62V64ZM229 62H227V64H228ZM2 64V63H1ZM30 64V63H29ZM35 64V63H34ZM93 64V63H92ZM127 64V63H126ZM131 64H132V62H131ZM139 64V65H140ZM156 64H157V62H156ZM230 64V63H229ZM229 64L228 65H226V66H228V68H229ZM33 65V64H32ZM79 65V64H78ZM96 65H98V64H96ZM148 65V64H147ZM153 65V64H152ZM159 65V64H158ZM187 65V64H186ZM186 65H184V66H186ZM222 65V64H221ZM24 66H25V64H24ZM92 66H94V64L92 65ZM130 66V65H129ZM137 66V65H136ZM148 66H150V65H148ZM146 67V66H143L144 68V70H146L147 68H149V67ZM162 66H163V64H162ZM166 66V65H165ZM183 66V65H182ZM206 66V65H205ZM230 66H232V69L234 68V66L231 64ZM3 67V66H2ZM6 67V66H5ZM59 67V66H58ZM128 67V66H127ZM132 67V66H131ZM140 67V66H139ZM155 67V66H154ZM171 67V66H170ZM174 67V66H173ZM176 67V66H175ZM179 67V66H178ZM49 68H51V67H49ZM48 68V69H49ZM129 68V67H128ZM138 68V67H137ZM136 68V69H137ZM151 68V67H150ZM163 68H166V69H168L167 67H163ZM163 68H162V70H163ZM206 68V67H205ZM237 68V69H238ZM263 68V67H262ZM1 69V68H0ZM29 69V68H28ZM47 69V68H46ZM52 69V68H51ZM55 69V68H54ZM133 69V68H132ZM153 69V68H152ZM171 69V68H170ZM179 69V68H178ZM186 69V68H185ZM223 69H225V68H223ZM222 69V70H223ZM236 69V68H235ZM234 69V70H235ZM243 69H244V67H243ZM242 69V70H243ZM260 69V68H259ZM5 71H7L6 69H4ZM31 70V69H30ZM154 70V69H153ZM152 70V71H153ZM157 70V69H156ZM161 70V69H160ZM161 70V71H162ZM181 70V69H180ZM219 70V69H218ZM217 70V71H218ZM239 70H241V68L239 69ZM241 70V72L243 73V71L245 70H243L242 71ZM255 70H257L255 73H257V72H259L258 71V69H255ZM36 71V70H35ZM89 71V70H88ZM91 71V70H90ZM129 71V70H128ZM137 72H139L138 70H136ZM148 71V70H147ZM151 71V72H152ZM158 71V70H157ZM167 71V70H166ZM165 71V72H166ZM197 71V70H196ZM209 71V70H208ZM248 71V70H247ZM250 71V70H249ZM260 71H261V69H260ZM263 71H264V68H263ZM2 72V71H1ZM121 72H123V71H121ZM125 72V71H124ZM145 72V71H144ZM150 72V71H149ZM154 72V71H153ZM177 72V71H176ZM199 72V71H198ZM201 72V71H200ZM235 72V71H234ZM233 72V73H234ZM237 72H238V70H237ZM236 72V73H237ZM3 73V72H2ZM135 73V72H134ZM133 73V74H134ZM196 73V72H195ZM238 73H240V71L238 72ZM251 73H253V71L251 72ZM259 73H262V71L261 72H259ZM33 74H35V72L33 73ZM32 74V75H33ZM38 74V73H37ZM123 74H125V73H123ZM127 74V73H126ZM142 74H143V71H142ZM145 74V73H144ZM147 74V73H146ZM158 74V73H157ZM170 74V73H169ZM182 74V73H181ZM202 74V73H201ZM241 74V73H240ZM239 74V75H240ZM244 74H246V73H244ZM247 74H248V72H247ZM250 74V73H249ZM264 74V73H263ZM6 75V74H5ZM136 75H137V73H136ZM152 75H154V74H152ZM164 75V73L162 74V75H160V76H163ZM185 75V74H184ZM242 75V74H241ZM3 76V75H2ZM34 76V75H33ZM49 76V75H48ZM51 76V75H50ZM127 76V75H126ZM125 76V77H126ZM140 76H142V75H140ZM143 76H146V75H143ZM151 76V75H150ZM157 76V75H156ZM172 76V75H171ZM180 76V75H179ZM248 76V75H247ZM253 76V75H252ZM258 76V75H257ZM260 76H261V74H260ZM135 77V75L132 77V78H134ZM154 77V76H153ZM153 77H150V78H153ZM186 77V76H185ZM238 77V76H237ZM248 77H251V76H248ZM256 77V76H255ZM136 78V77H135ZM143 78V77H142ZM147 78V80H148V77H146ZM164 78V77H163ZM184 78V77H183ZM1 79H2V77H1ZM16 79V78H15ZM38 79V78H37ZM41 79V78H40ZM50 79V78H49ZM54 79V78H53ZM137 79V78H136ZM162 79V78H161ZM26 80V79H25ZM176 80V79H175ZM184 80V79H183ZM38 81V80H37ZM134 81H135V79H134ZM139 81H142V80H139ZM143 81H145V79L143 80ZM189 81V80H188ZM44 83H45V81H43ZM47 82V81H46ZM138 82V81H137ZM171 82V81H170ZM182 82V81H181ZM185 82V81H184ZM14 83V82H13ZM29 83V82H28ZM59 83V82H58ZM150 83V82H149ZM163 83V82H162ZM190 83V82H189ZM188 83V84H189ZM197 83V82H196ZM246 83V82H245ZM41 84V83H40ZM50 84V83H49ZM145 84V83H144ZM146 84H148V82H146ZM152 84V83H151ZM241 84V83H240ZM248 84V83H247ZM8 85V84H7ZM6 84H5V86H7ZM13 85V84H12ZM37 85V84H36ZM139 85H140V83H139ZM164 85V84H163ZM174 85V84H173ZM4 86V85H3ZM14 86V85H13ZM52 86V85H51ZM148 86V85H147ZM182 86V85H181ZM1 87V86H0ZM20 88H21V86H19ZM36 87V86H35ZM55 87V86H54ZM63 87V86H62ZM148 87H150V86H148ZM156 87V86H155ZM176 87H177V85H176ZM3 88V87H2ZM18 88V87H17ZM17 88H15V89H17ZM28 88V87H27ZM26 88V89H27ZM30 88V87H29ZM28 88V89H29ZM38 88H39V86H38ZM45 88V87H44ZM43 88V89H44ZM144 88H146V87H144ZM152 88V87H151ZM157 88V87H156ZM166 88V87H165ZM30 89H32V88H30ZM57 89H58V87H57ZM136 89V88H135ZM149 89V88H148ZM152 89H154V88H152ZM1 90V89H0ZM11 90H14L13 89V87L11 88ZM11 90L9 91V92H11ZM37 90V89H36ZM59 90V89H58ZM156 90V89H155ZM176 90V89H175ZM2 91H4L3 89L0 91V93L2 92ZM16 91V90H15ZM25 91V90H24ZM45 91V90H44ZM139 91V90H138ZM150 91H152L151 89H150ZM157 91V90H156ZM20 92H22V90L20 91ZM26 92V91H25ZM29 92V91H28ZM37 92V91H36ZM4 93V92H3ZM12 93H13V91H12ZM12 93H9L10 95L12 94ZM18 93H19V90H18ZM22 93H24V92H22ZM56 93H57V91H56ZM148 93H149V91H148ZM153 93V92H152ZM192 93V92H191ZM190 93V94H191ZM241 93V92H240ZM5 94H6V92H5ZM32 94V93H31ZM33 94H34V92H33ZM45 94V93H44ZM197 94V93H196ZM206 94V93H205ZM10 95H8V97L10 96ZM22 95V94H21ZM149 95V94H148ZM165 95H167V94H165ZM195 95V94H194ZM200 95V94H199ZM198 95V96H199ZM263 95V94H262ZM0 96H3V94H1ZM5 96V95H4ZM3 96V97H4ZM13 98H14V96L13 95H11ZM10 96V97H11ZM17 96H18V94H17ZM20 96V95H19ZM39 96V95H38ZM146 96V95H145ZM150 96V95H149ZM206 96V95H205ZM8 97L6 98V99H1L0 100V115L1 116H7V118H8V116L9 115H12V114H14L15 113V110H19L18 108L20 107L21 108V110H23V108H22V106L21 105H19V104H21V99H20V101L19 100H8ZM9 97V98H10ZM15 97H16V95H15ZM40 97V96H39ZM51 97V96H50ZM141 97V96H140ZM152 97V96H151ZM154 97V96H153ZM160 97V96H159ZM190 97V96H189ZM188 97V98H189ZM192 97V96H191ZM235 97V96H234ZM5 98V97H4ZM13 98H11V99H13ZM20 97H18V99H19ZM22 98V97H21ZM34 98V97H33ZM36 98H38V97H36ZM53 98V97H52ZM59 98V97H58ZM144 98V97H143ZM147 98V97H146ZM187 98V99H188ZM197 98V97H196ZM202 98V97H201ZM248 98V97H247ZM253 98H255V97H253ZM261 98H263V97H261ZM260 98V99H261ZM24 99V98H23ZM35 99V98H34ZM56 99V98H55ZM61 99V98H60ZM154 99V98H153ZM158 99V98H157ZM195 99V98H194ZM199 99V98H198ZM197 99V100H198ZM256 99V98H255ZM25 100V99H24ZM31 100V99H30ZM36 100H38L39 101V99H35V102H36ZM48 100H50V99H48ZM62 100V99H61ZM185 100V99H184ZM226 100V99H225ZM241 100V99H240ZM245 100V99H244ZM250 100V99H249ZM258 100V99H257ZM34 101V100H33ZM37 101V102H38ZM42 101V100H41ZM157 101V100H156ZM186 101V100H185ZM234 101V100H233ZM28 102H29V100H28ZM59 102V101H58ZM211 102V101H210ZM209 102V103H210ZM246 102V101H245ZM262 102V101H261ZM30 103V102H29ZM43 103V102H42ZM51 103V102H50ZM202 103V102H201ZM205 103V102H204ZM203 103V104H204ZM228 103V102H227ZM240 103V102H239ZM246 103H248V102H246ZM259 103V101L257 102V104ZM23 104H26L25 102L23 103ZM31 104H32V102H31ZM40 104V103H39ZM186 104H188L189 105V103H186ZM196 104V103H195ZM194 104V105H195ZM224 104H225V102H224ZM257 104H255V103H253L252 104V106H253V108L254 107H256L257 106ZM260 104V103H259ZM33 105V104H32ZM34 105H35V103H34ZM67 105V104H66ZM95 105V104H94ZM244 105H246L245 103H244ZM250 105V104H249ZM254 105H256V106H254ZM29 106V107H28ZM26 105L25 106V110L24 111H33V110H36V109H40V108H38V104L36 103V106H37V108H33V109H31L30 108V104L29 105ZM36 106H34V107H36ZM65 106V105H64ZM157 106V105H156ZM180 106V105H179ZM187 106V105H186ZM248 106V105H247ZM261 106H263V102L261 103ZM55 107V106H54ZM60 107V106H59ZM58 107V108H59ZM72 107V106H71ZM76 107V106H75ZM91 107V106H90ZM223 107V106H222ZM231 107V106H230ZM250 107V106H249ZM49 108V107H48ZM70 108V107H69ZM163 108V107H162ZM224 108H226V107H224ZM229 108V107H228ZM252 107H251V109L253 110V112L254 111H257V109H258V107H256L255 108V110L253 109ZM263 108V110H264V107H262ZM67 109V108H66ZM90 109V108H89ZM179 109V108H178ZM186 109V108H185ZM233 109V108H232ZM242 109L244 110L245 108H243L242 107ZM249 108L247 107L246 108V110H244V113H245V111L247 112V110H248ZM259 109H261L260 108V105H259ZM64 110V109H63ZM222 110V109H221ZM242 110V111H243ZM252 110H250L249 109V113H251L252 112ZM50 111V110H49ZM62 111V110H61ZM70 111V110H69ZM227 111V110H226ZM230 111V110H229ZM236 111V110H235ZM261 111H262V109H261ZM17 112V111H16ZM19 112V111H18ZM36 112V111H35ZM47 112V111H46ZM57 112V111H56ZM66 112V111H65ZM75 112H77V111H75ZM74 112V113H75ZM164 112V111H163ZM170 112H172L171 111V109H170ZM232 111H230V113H231ZM239 112H240V110H239ZM252 112V113H253ZM23 113V112H22ZM27 113V112H26ZM41 113H42V110H41ZM58 113V112H57ZM71 113V112H70ZM73 113V112H72ZM157 113H158V111H157ZM254 113H256V112H254ZM260 113V112H259ZM263 113H264V111H263ZM17 114V113H16ZM52 114V113H51ZM66 114V113H65ZM80 114H81V112H80ZM25 115H27V114H25ZM24 115V116H25ZM20 116H22V115H20ZM244 116H245V114H244ZM261 116H262V114H261ZM31 117V116H30ZM29 117V118H30ZM33 117V116H32ZM47 117H49V116H47ZM236 117V116H235ZM242 117V116H241ZM248 117V116H247ZM6 118V119H7ZM11 118V117H10ZM12 118H14V117H12ZM20 118V117H19ZM60 118V117H59ZM67 118V117H66ZM258 118V117H257ZM40 119H41V117H40ZM47 119V118H46ZM244 119H245V117H244ZM252 119V118H251ZM21 120V119H20ZM5 121V120H4ZM16 121H17V118H16ZM29 121V120H28ZM258 121V120H257ZM47 122V121H46ZM5 123H6V121H5ZM28 123V122H27ZM35 123V122H34ZM41 123V122H40ZM15 124V123H14ZM112 124V123H111ZM254 124V123H253ZM252 124V125H253ZM264 124V123H263ZM23 125V124H22ZM42 125V124H41ZM46 125V124H45ZM246 125V124H245ZM7 126V125H6ZM19 126V125H18ZM30 126H32V125H30ZM264 126V125H263ZM3 127V126H2ZM0 128V129H2L0 132H4V129L3 128ZM39 127V126H38ZM42 127V126H41ZM117 127V126H116ZM8 128V127H7ZM25 128V127H24ZM29 128V127H28ZM216 128V127H215ZM9 129H11V130H13V128L12 127H10ZM16 129V128H15ZM19 129V128H18ZM18 129H16V131L15 132H17V130ZM27 129V128H26ZM43 129V128H42ZM55 129V128H54ZM5 130H6V127H5ZM47 130V129H46ZM178 130V129H177ZM38 131V130H37ZM9 132L10 133H13V131H10L9 130ZM23 132V131H22ZM28 132V131H27ZM33 132V131H32ZM5 133H7L6 131H5ZM10 133H7L8 135L10 134ZM18 133V134H17ZM16 134L18 135V136H21L22 137V135H19L20 134V130H19V132H17ZM173 133V132H172ZM171 133V134H172ZM256 133V132H255ZM7 134H1V136H0V184H2V186H3V184H7V183H9V182H12L13 180H14V182L16 183V182H18L17 184L19 185V183H21V182H19L21 179H22V177L24 178L25 177V181L27 180V178L28 177H30V179L32 178V177H46L45 175H47V173L48 172H46V174L45 173H42L45 169H48V168H51L52 166H55V165H58L59 163H61L59 160H60V158H58V159H55V158H57L56 156H54L55 154L53 153V152H51V150L49 151L48 149H50L49 147H48V143L46 144V142L45 141H47V140H45L44 141V144L42 143H40L39 141H37V140H32V142H31V139H30V137H31V135H30V137H28L27 138V136L25 135V137H22L21 138V140L20 139H18L17 138V136H15V133H13V137H12V135H11V137L13 138V139H18V141H16V142H13V141H11V142H9L8 144H9V146H5V144L9 141V136L7 135ZM56 134V133H55ZM174 134V133H173ZM6 135V136H5ZM257 135V134H256ZM15 136V137H14ZM40 136V135H39ZM175 136H177V135H175ZM240 136V135H239ZM263 136V135H262ZM37 137V136H36ZM172 137V136H171ZM250 138V137H249ZM10 140H12V139H10ZM44 140V139H43ZM250 140V139H249ZM248 140V141H249ZM258 141V140H257ZM16 143V145H14L13 143ZM49 142V141H48ZM239 142V141H238ZM12 143V144H11ZM258 143V142H257ZM232 144V143H231ZM248 144V143H247ZM256 144V143H255ZM51 145V144H50ZM242 145V144H241ZM58 146V145H57ZM237 146V145H236ZM250 146V145H249ZM253 146V145H252ZM50 147H52V146H50ZM56 147V146H55ZM232 147V146H231ZM235 147V146H234ZM264 147V146H263ZM180 148V147H179ZM236 148V147H235ZM241 148V147H240ZM253 148H254V146H253ZM57 149V148H56ZM60 150V149H59ZM253 150V149H252ZM179 151V150H178ZM51 152V153H50ZM66 152V151H65ZM75 152V151H74ZM102 152V151H101ZM187 152V151H186ZM198 152V151H197ZM244 152V151H243ZM57 153V152H56ZM259 153V152H258ZM69 154V153H68ZM71 154V153H70ZM179 154V153H178ZM181 154V153H180ZM186 154V153H185ZM195 154H196V152H195ZM250 154V153H249ZM57 155V154H56ZM197 155V154H196ZM247 155V154H246ZM51 156H54V157H51ZM173 156V155H172ZM195 156V155H194ZM202 156V155H201ZM64 157V156H63ZM233 157V156H232ZM158 158V157H157ZM175 158V157H174ZM250 158V157H249ZM259 158V157H258ZM258 158H257V160H258ZM65 159H66V157H65ZM199 159H200V156H199ZM229 159H231V158H229ZM184 160V159H183ZM193 160V159H192ZM221 160V159H220ZM223 160V159H222ZM187 161V160H186ZM174 162V161H173ZM182 162V161H181ZM195 162V161H194ZM202 162V161H201ZM226 162V161H225ZM242 162V161H241ZM67 163V162H66ZM187 163H188V161H187ZM192 163V162H191ZM172 164H174V163H172ZM233 165V164H232ZM171 166V165H170ZM187 166V165H186ZM189 166V165H188ZM187 166V167H188ZM262 166V165H261ZM61 167V166H60ZM238 167V166H237ZM53 168V167H52ZM59 168V167H58ZM174 168V167H173ZM217 168V167H216ZM221 168V167H220ZM242 168H244V167H242ZM229 169V168H228ZM240 169V168H239ZM245 169V168H244ZM213 170V169H212ZM220 170V169H219ZM233 170V169H232ZM197 171V170H196ZM195 171V172H196ZM175 173V172H174ZM181 173V172H180ZM184 173V172H183ZM182 173V174H183ZM187 173V172H186ZM200 173V172H199ZM198 173V174H199ZM213 173H215V171L213 172ZM212 173V174H213ZM223 173V172H222ZM45 174V175H44ZM193 174V173H192ZM172 175V174H171ZM196 175V174H195ZM168 176V175H167ZM197 176V175H196ZM218 176V175H217ZM19 177H21L20 179H19ZM47 177H48V175H47ZM65 177V176H64ZM73 177V176H72ZM173 177V176H172ZM191 177V176H190ZM18 178V179H17ZM60 178H61V176H60ZM66 178V177H65ZM184 178V177H183ZM186 178V177H185ZM201 178V177H200ZM205 178V177H204ZM209 178V177H208ZM17 179V180H16ZM33 179V178H32ZM31 179V180H32ZM36 179V178H35ZM70 179V178H69ZM177 179V178H176ZM12 180V181H11ZM19 180V181H18ZM74 180V179H73ZM77 180V179H76ZM152 180V179H151ZM175 180V179H174ZM179 180V179H178ZM204 180V179H203ZM202 180V181H203ZM25 181H24V184H25ZM34 181V180H33ZM58 181H60V180H58ZM153 181V180H152ZM172 181V180H171ZM182 181V180H181ZM255 181V180H254ZM13 182V183H14ZM32 182V181H31ZM30 181H29V184L31 183ZM180 182V181H179ZM185 182V181H184ZM262 183H258V181L256 182V184H252V185H250L249 187H247V188H245V186H242L241 184V187H240V185L239 186H237V184H236V186H235V188L233 187L229 192H231L232 190H237L236 191V193L234 192V194L236 195L237 193V196L235 197V199H234V201H233V199H230V200H232L233 202H232V205L234 206V204H236V203H238V202H241L242 200H243V198L245 197V195L246 194H252V193H256L259 189H261L263 186H264V179H263V181H261ZM15 183H14V185H15ZM35 183V185H36V181L34 182ZM49 183V182H48ZM57 183V182H56ZM64 183V182H63ZM77 183V182H76ZM163 183V182H162ZM175 183V182H174ZM244 183V182H243ZM246 183V182H245ZM249 183V182H248ZM12 183H10L9 185H11ZM24 184L23 185H21L22 187L24 186ZM28 184V183H27ZM26 184V185H27ZM28 184V185H29ZM44 184V183H43ZM159 184V183H158ZM192 184H194V183H192ZM239 184V183H238ZM8 185V186H9ZM13 185V187H15V186H18V185H15L14 186ZM27 185V186H28ZM32 185H33V183H32ZM32 185H31V187H32ZM38 185V184H37ZM47 185V184H46ZM185 185V184H184ZM1 186V185H0ZM1 186V187H2ZM26 186V187H27ZM30 186V185H29ZM28 186V187H29ZM34 186V185H33ZM40 186V185H39ZM65 186V185H64ZM97 186H98V184H97ZM157 186V185H156ZM183 186V185H182ZM0 187V188H1ZM7 186H3V190H1V192L2 191H4L3 193H5L6 194V192H5V188H6ZM10 187V186H9ZM9 187L7 188V189H9ZM11 187H12V185H11ZM20 187V186H19ZM22 187L20 188L21 190H24V189H22ZM45 188H46V186H44ZM69 187V186H68ZM101 187V186H100ZM245 189H244V188ZM17 188V187H16ZM15 188V189H16ZM24 188V187H23ZM35 188V187H34ZM79 188V187H78ZM91 188V187H90ZM180 188V187H179ZM2 189V188H1ZM12 189V188H11ZM10 189V190H11ZM18 189V188H17ZM16 189V190H17ZM27 189V188H26ZM28 189H30V188H28ZM28 189H27V191H28ZM32 189V188H31ZM31 189H30V192H31ZM38 189H39V187H38ZM159 189V188H158ZM13 190H14V188H13ZM37 190V189H36ZM42 189H40V190H38L39 192H41L42 193V191H41ZM83 190V189H82ZM7 191H9V190H7ZM25 191V190H24ZM32 191H34V190H32ZM44 191V190H43ZM59 191V190H58ZM139 191V190H138ZM147 191V190H146ZM223 191V190H222ZM221 191V192H222ZM228 191V190H227ZM239 191V192H238ZM11 192V191H10ZM45 192V191H44ZM48 192H49V190H48ZM65 192V191H64ZM72 192V191H71ZM82 192V191H81ZM220 192V193H221ZM8 193V192H7ZM14 193V192H13ZM13 193L12 194H9L10 196H12L13 195ZM21 193V191L18 193V194H20ZM32 193H36L35 191L34 192H32ZM41 193H39L40 195H41ZM73 193H75V192H73ZM261 193V192H260ZM264 193V192H263ZM1 194V193H0ZM4 194V196H7V199H8V194L7 195H5ZM24 194H28V192H26V193H24ZM38 194V195H39ZM44 194V193H43ZM45 194H46V192H45ZM84 194V193H83ZM225 194H227L226 192H225ZM225 194H223V195H220V194H218V192H214L213 194L211 193V197H210V195H209V200H206V199H208V198H205V201H204V198H203V200L200 202V203H202V205H203V210H202V207H201V210H202V212H206V211H209V210H207V209H211L212 207V205H215L216 204V202H220V200H223V202H224V199L226 200V198L224 197L225 196ZM229 194V193H228ZM232 194V193H231ZM231 194H229V196H231ZM258 194V193H257ZM20 195H23V191H22V193L20 194ZM31 195H33V194H31ZM48 195V194H47ZM135 195V194H134ZM233 195V194H232ZM253 195V194H252ZM255 195V194H254ZM263 195V194H262ZM15 196V195H14ZM17 196V195H16ZM27 195H25L24 197H26ZM30 196V195H29ZM36 196H37V194H36ZM76 196V195H75ZM99 196V195H98ZM147 196V195H146ZM208 196V195H207ZM257 196V195H256ZM3 197V196H2ZM2 197H0V199L2 198ZM24 197H21V198H24ZM43 197H45V195H43ZM50 196H48V198H49ZM70 197V196H69ZM78 197V196H77ZM88 197H89V195H88ZM114 197V196H113ZM222 197H224V199H222ZM255 197V196H254ZM5 198V197H4ZM12 198V197H11ZM19 198V197H18ZM36 198V197H35ZM34 198V199H35ZM39 198V197H38ZM41 198V197H40ZM47 198V197H46ZM46 198L44 199V203H45V200H46ZM154 198V197H153ZM228 198V197H227ZM250 198H253V197H251L250 196ZM7 199H4V200H7ZM10 199V198H9ZM13 199V198H12ZM27 199H30L29 197L27 198ZM26 199V200H27ZM32 199H33V196H32ZM37 199V198H36ZM43 199V198H42ZM60 199V198H59ZM65 199V198H64ZM82 199V198H81ZM159 199V198H158ZM3 200V199H2ZM3 200V201H4ZM14 200V199H13ZM15 200H20V199H16L15 198ZM14 200V201H15ZM22 200V203H24V200H25V198L24 199H21ZM20 200V201H21ZM49 200V199H48ZM107 200V199H106ZM119 200H121V199H119ZM228 200H229V198H228ZM244 200H245V198H244ZM3 201L1 202V203H3ZM9 201V200H8ZM7 201V202H8ZM14 201H13V204L15 205V203H14ZM34 201V200H33ZM33 201H32V203L31 204H33ZM42 201V200H41ZM75 201H78V200H75ZM81 201V200H80ZM95 201V200H94ZM124 201H126V200H124ZM134 201V200H133ZM141 201V200H140ZM156 201V200H155ZM10 202V201H9ZM36 202H37V200H36ZM68 202H70V201H68ZM98 202V201H97ZM107 202V201H106ZM112 202V201H111ZM118 202H120V201H118ZM159 202V201H158ZM222 202V201H221ZM227 202V201H226ZM245 202V201H244ZM0 203V204H1ZM30 203V201H28L27 203L25 202V204H29ZM35 203V202H34ZM39 203V202H38ZM63 203V202H62ZM103 203V202H102ZM180 203V202H179ZM199 203V204H200ZM229 203H231V201L229 202ZM229 203H228V205H229ZM246 203V202H245ZM249 203V202H248ZM3 204H5V201H4V203ZM9 204V203H8ZM16 204H18V202L16 203ZM61 204V203H60ZM71 205H72V203H70ZM81 204V203H80ZM114 204V203H113ZM142 204V203H141ZM254 204V203H253ZM10 205V204H9ZM35 205H37L38 206V204L36 203ZM34 205V208H35V210H36V206ZM87 205H88V203H87ZM90 205V204H89ZM116 205V204H115ZM217 205V204H216ZM219 205V204H218ZM227 205V206H228ZM232 205H230L229 207H232ZM1 206V205H0ZM2 206H4V207H6L7 206V204H6V206L5 205H2ZM11 206V205H10ZM17 206V205H16ZM21 206V205H20ZM26 206V205H25ZM31 206H33V205H31ZM40 206H45L44 204L43 205H41V204H39V207ZM48 206V205H47ZM75 206V205H74ZM83 206V205H82ZM107 206V205H106ZM146 206H148V205H146ZM199 206H201V205H199ZM198 206V207H199ZM3 207V208H4ZM68 207V206H67ZM81 207V206H80ZM93 207V206H92ZM100 207V206H99ZM112 207V206H111ZM228 207V208H229ZM11 208H13L14 210H15V208H17V207H13V206H11ZM32 208V207H31ZM30 208V209H31ZM34 208H32V209H34ZM72 208V207H71ZM78 208V207H77ZM76 208V209H77ZM89 208V207H88ZM98 208V207H97ZM96 208V209H97ZM103 208V207H102ZM140 208V207H139ZM200 208V207H199ZM218 208V207H217ZM225 208H227V207H225ZM1 209H2V207H1ZM5 209V208H4ZM21 209V208H20ZM39 209V208H38ZM42 209V208H41ZM95 209V208H94ZM104 209V208H103ZM102 209V210H103ZM108 209V208H107ZM107 209H105L106 211H107ZM115 209V208H114ZM141 209V208H140ZM144 209V208H143ZM7 212H8V207H7ZM9 210H11L10 208H9ZM17 210V209H16ZM27 210L29 211V208H28V206H27ZM44 210L45 209H43L42 210V212H44ZM52 210V209H51ZM87 210V209H86ZM92 210V209H91ZM98 210V209H97ZM100 210V209H99ZM105 210H103V212L105 211ZM157 210H158V208H157ZM200 210V211H201ZM221 210V209H220ZM230 210V209H229ZM2 211H4V210H2ZM2 211H0V212H2ZM13 211V210H12ZM20 211V210H19ZM18 211V212H19ZM25 211V210H24ZM27 211V212H28ZM30 211H32V210H30ZM38 211V210H37ZM39 211L41 212V210L39 209ZM56 211V210H55ZM79 211V210H78ZM94 211H96V210H94ZM111 211V210H110ZM150 211V210H149ZM154 211V210H153ZM199 211V210H198ZM198 211H196V213L198 212ZM215 211V210H214ZM21 212H23L22 210H21ZM21 212H19L18 214H20ZM26 212V211H25ZM25 212H23V213H21L23 216H22V218H25L24 216H25ZM33 212V211H32ZM51 212V211H50ZM88 212V211H87ZM102 212V211H101ZM109 212V211H108ZM112 212V211H111ZM111 212H109V214H111ZM113 212H114V210H113ZM112 212V213H113ZM129 212V211H128ZM223 212H225V210L223 211ZM3 213H5V211L3 212ZM13 213H16V212H13ZM35 213V212H34ZM33 213V214H34ZM55 213V212H54ZM58 213V212H57ZM70 213V212H69ZM84 213V212H83ZM94 213V212H93ZM93 213H90V214H92L93 215ZM107 213V212H106ZM130 213V212H129ZM193 213V212H192ZM200 213V212H199ZM11 214V213H10ZM17 214V213H16ZM17 214V215H18ZM29 214H31V217H33L32 215V213H29ZM36 214V216H37V218H38V214L37 213H35ZM34 214V215H35ZM41 214V213H40ZM68 214V213H67ZM94 214H97V213H94ZM99 214V213H98ZM116 214H117V212H116ZM134 214H136V213H134ZM140 214V213H139ZM138 214V215H139ZM158 214V213H157ZM160 214V213H159ZM201 214V213H200ZM206 214V213H205ZM204 214V215H205ZM221 214V213H220ZM233 214V213H232ZM6 215V213L3 215V216H5ZM13 215V214H12ZM17 215L15 216L16 218H7V216H6V218H4L2 215H1V217H0V228L1 229H4L3 231H4V235H5V239L9 242V246H10V248L11 247H14V246H16V245H18V242H19V240H17V239H14V238H9V233L11 234V231L13 232V231H17L20 227H22V225H21V223H19V222H22L23 224H24V222H23V219L22 220H17V218H20V217H17ZM54 215V214H53ZM73 215V214H72ZM104 215V214H103ZM102 215V216H103ZM112 215V214H111ZM115 214H113V216H114ZM132 215V214H131ZM144 215V214H143ZM194 215V214H193ZM195 215H197V214H195ZM194 215V216H195ZM216 215V214H215ZM230 215V214H229ZM19 216V215H18ZM21 216V215H20ZM30 216V215H29ZM46 216V215H45ZM67 216V215H66ZM65 216V217H66ZM69 216H71V213H70V215ZM74 216V215H73ZM112 216V217H113ZM132 216H134V215H132ZM136 216V215H135ZM140 216V215H139ZM150 216V215H149ZM193 216V217H194ZM203 216V215H202ZM205 216H207V214L205 215ZM204 216V217H205ZM209 216V215H208ZM211 216V215H210ZM213 216V215H212ZM263 216V215H262ZM8 217H10V216H8ZM64 217V218H65ZM91 217V216H90ZM93 217H94V215H93ZM96 217V216H95ZM95 217H94V219H95ZM98 217V216H97ZM108 217V216H107ZM115 217H116V215H115ZM114 217V218H115ZM119 216L117 215V218H118ZM127 217V216H126ZM155 217V216H154ZM167 217V216H166ZM191 217V216H190ZM201 217V216H200ZM200 217L198 218V219H200ZM221 217V216H220ZM223 217V216H222ZM221 217V218H222ZM46 218V217H45ZM88 218V217H87ZM163 218V217H162ZM47 219V218H46ZM91 219V218H90ZM93 219V218H92ZM99 219H100V216H99ZM105 219V221H106V218H104ZM103 219V220H104ZM108 219V218H107ZM127 219V218H126ZM131 219V218H130ZM147 219H150V218H147ZM155 219V218H154ZM157 219V218H156ZM160 219V218H159ZM166 219V218H165ZM186 219H187V217H186ZM225 219V218H224ZM25 220H26V218H25ZM24 220V221H25ZM28 220H29V218H27V224H29L28 223ZM43 220V219H42ZM48 220V219H47ZM59 220V219H58ZM81 220H83V219H81ZM97 220V219H96ZM101 220H102V218H101ZM102 220V221H103ZM111 220H114V219H110V221ZM128 220V219H127ZM134 220H136V219H134ZM139 220V219H138ZM142 220V219H141ZM192 220V219H191ZM197 220V219H196ZM207 220V219H206ZM222 220H223V218H222ZM50 221V220H49ZM105 221H103L104 223H106ZM116 221H118V220H116ZM130 221V220H129ZM128 221V222H129ZM187 221V220H186ZM190 221V220H189ZM193 221V220H192ZM198 221V220H197ZM43 222V221H42ZM52 222H55V221H52ZM59 222V221H58ZM77 222H79L78 220H77ZM82 222V221H81ZM85 222V221H84ZM89 222H91V220L89 221ZM96 222H100V221H96ZM119 222V221H118ZM141 222V221H140ZM160 222V221H159ZM185 222V221H184ZM210 222V221H209ZM97 223V224H98ZM100 223H102V222H100ZM107 223H108V221H107ZM114 223H116V222H114ZM257 223V222H256ZM31 224V223H30ZM59 224V223H58ZM66 224H67V222H66ZM70 224V223H69ZM72 224H74V223H72ZM83 224V223H82ZM113 224V223H112ZM112 224H111V226H112ZM117 224V223H116ZM116 224H113L114 226H117ZM123 224H124V222H123ZM130 224V223H129ZM145 224H146V221H145ZM150 224V223H149ZM153 224V223H152ZM195 224V223H194ZM55 226H56V223L54 224ZM92 225V224H91ZM93 225H94V223H93ZM93 225H92V227H93ZM102 225V224H101ZM105 225H107V224H105ZM109 225V224H108ZM120 225V224H119ZM151 225V224H150ZM161 225V224H160ZM26 226H28V225H25V227ZM35 226V225H34ZM40 226V225H39ZM54 226V227H55ZM62 226V225H61ZM89 226V225H88ZM99 226V225H98ZM123 226V225H122ZM127 226V225H126ZM144 226V225H143ZM158 226V225H157ZM193 226V225H192ZM252 226V225H251ZM41 227V226H40ZM58 227V226H57ZM56 227V228H57ZM64 227H66V226H64ZM63 227V228H64ZM97 227V226H96ZM103 227V226H102ZM113 227V226H112ZM125 227V226H124ZM142 227V226H141ZM198 227V226H197ZM206 227V226H205ZM246 227V226H245ZM258 227V226H257ZM24 228V227H23ZM28 228V227H27ZM45 228V227H44ZM68 228H69V226H68ZM93 228H95V227H93ZM105 228H108V230H109V228H111V227H105ZM119 228H121V227H119ZM119 228H117V230L116 231H114V233L115 234H117L116 232H118V229ZM126 228V227H125ZM131 228V227H130ZM149 227H147V230L149 231V229H148ZM182 228V227H181ZM208 228V227H207ZM260 228V227H259ZM48 229V228H47ZM46 229V230H47ZM52 229V228H51ZM50 229V230H51ZM60 229V228H59ZM100 229V228H99ZM115 229V228H114ZM129 229V228H128ZM144 229V228H143ZM190 229H191V227H190ZM197 229V228H196ZM21 230V229H20ZM33 230H35V229H33ZM49 230V231H50ZM57 230V229H56ZM63 230V229H62ZM91 230V229H90ZM93 231H94V229H92ZM96 230V229H95ZM103 230V229H102ZM102 230H101V232H102ZM107 230V229H106ZM112 230H113V228H112ZM247 230V229H246ZM1 231V230H0ZM22 231V230H21ZM30 231V230H29ZM39 231V230H38ZM48 231V232H49ZM70 231H72V230H70ZM92 231V232H93ZM98 231V230H97ZM104 231V230H103ZM123 231V230H122ZM142 231V230H141ZM140 231V232H141ZM148 231H145L144 233L142 232V233H140V234H138L136 237H135V239H132L131 238V240L132 241H130V242H126V243H128L129 244V247H128V244H127V249L125 250V248H124V252L126 253V257L127 258H125L124 257V259L122 260L121 258V260L119 261L121 264L123 263V264H157V261L155 260V258L156 257H154L153 255H149V254H153V253H151L150 251V253H144V250H143V248H145L146 247V245L148 244V242L152 239V238H154V230L153 231H151V232H148ZM183 231V230H182ZM202 231V230H201ZM7 232H9V233H7ZM23 232V231H22ZM40 232H41V229H40ZM53 232H55L56 233V231L54 230ZM59 231L57 230V233H58ZM105 232V231H104ZM190 232V231H189ZM6 233V234H5ZM33 233V232H32ZM35 233V232H34ZM33 233V234H34ZM62 233V232H61ZM90 233V232H89ZM131 233V232H130ZM198 233H199V229H198ZM23 234H25V233H22L21 235H23ZM28 234V233H27ZM49 234H50V232H49ZM71 234V233H70ZM99 234V235H98ZM97 234V232H96V234L94 233V234H92V233H90V239H88L89 240V242H88V244H90V246H89V248H88V244H87V249L88 250H90V249H96L97 251H99L98 250V248H109V249H107V250H103V251H110V249H112L113 250V252L116 250V252L118 251V249L120 248L119 246V239H117V238H115L116 237V235H115V237L114 236H109V235H107V234H102V235H100V233H98ZM120 235H122L121 233H119ZM177 234V233H176ZM18 235H19V233H18ZM21 235H19V236H21ZM37 235V234H36ZM39 236H40V234H38ZM38 235H37V237H38ZM52 235V234H51ZM51 235H49L48 237H50ZM68 235V234H67ZM72 235H74V234H72ZM157 235V234H156ZM190 235V234H189ZM242 235V234H241ZM251 235V234H250ZM13 236V235H12ZM23 236H25V235H23ZM46 236H47V233H46ZM53 236H55V235H53ZM52 236V237H53ZM70 236V235H69ZM68 236V237H69ZM75 236V235H74ZM135 236V235H134ZM160 236V235H159ZM182 236H184V235H182ZM194 236V235H193ZM255 236V235H254ZM257 236V235H256ZM30 237H31V234H30ZM36 237V238H37ZM51 237V238H52ZM65 237V236H64ZM73 237V236H72ZM87 237V236H86ZM119 237V236H118ZM121 237V236H120ZM169 237V236H168ZM197 237V236H196ZM243 237V236H242ZM32 238H33V235H32ZM35 238V237H34ZM125 238V237H124ZM134 238V237H133ZM37 239H39V238H37ZM44 239H46V238H44ZM53 239V238H52ZM60 239H62V238H59V240ZM155 239V238H154ZM170 239V238H169ZM20 240H21V237H20ZM23 240H26V238H24ZM34 240V239H33ZM40 240V239H39ZM38 240V241H39ZM50 240V239H49ZM129 240H130V238H129ZM156 240V239H155ZM167 240V239H166ZM239 240V239H238ZM2 241V240H1ZM30 241V240H29ZM42 241V240H41ZM45 241V240H44ZM54 241H56V240H54ZM63 241V240H62ZM156 241H158V236H157V240ZM174 241V240H173ZM247 241V240H246ZM251 241V240H250ZM249 241V242H250ZM263 241H264V239H263ZM22 242V241H21ZM24 242V241H23ZM34 242H35V240H34ZM46 242H47V240H46ZM64 242V241H63ZM69 242V241H68ZM73 242V241H72ZM122 242H124V241H122ZM151 242V241H150ZM149 242V243H150ZM153 242V241H152ZM175 242V241H174ZM240 242H241V240H240ZM4 243V242H3ZM43 243V242H42ZM51 243H52V240H51ZM65 243V242H64ZM177 243V242H176ZM34 244V243H33ZM39 244V243H38ZM37 244V245H38ZM40 244H41V242H40ZM39 244V245H40ZM44 244H48V242L47 243H45L44 242ZM50 244V243H49ZM48 244V245H49ZM123 244V243H122ZM154 244V243H153ZM169 244H171V243H169ZM181 244V243H180ZM247 244V243H246ZM253 244V243H252ZM255 244V243H254ZM257 244V243H256ZM3 245V244H2ZM4 245H6V243H4ZM8 245H6V247L8 248ZM21 245H22V243H21ZM32 245V244H31ZM59 245V244H58ZM155 245H157V244H155ZM159 245V244H158ZM178 245V244H177ZM248 245V244H247ZM24 246L25 245H23V250H24ZM44 246V245H43ZM46 246V245H45ZM50 246H52V245H50ZM66 246H68V245H66ZM149 246V245H148ZM147 246V247H148ZM151 246V245H150ZM168 246V245H167ZM175 246H176V244H175ZM229 246V245H228ZM253 246V245H252ZM20 247V246H19ZM19 247L18 248H16L17 250L19 249ZM22 247V246H21ZM53 247V246H52ZM62 247V246H61ZM125 247H126V244H125ZM146 247V248H147ZM154 247V246H153ZM157 247V246H156ZM1 248V247H0ZM2 248H3V246H2ZM1 248V249H2ZM27 248V247H26ZM40 248V247H39ZM46 248V247H45ZM74 248V247H73ZM80 248V247H79ZM145 248V249H146ZM183 248V247H182ZM231 248V247H230ZM5 249V248H4ZM29 249V248H28ZM47 249V248H46ZM122 249V248H121ZM121 249H119V250H121ZM149 249V248H148ZM153 249V248H152ZM224 249V248H223ZM227 249H229V248H227ZM227 249H226V251H227ZM253 249V248H252ZM8 250H9V248H8ZM13 250H15V249H13ZM22 250V251H23ZM69 250V249H68ZM83 250V249H82ZM81 250V251H82ZM96 250H95V252H96ZM111 250V251H112ZM1 251V250H0ZM3 251V250H2ZM1 251V252H2ZM7 250H5V252H6ZM29 251H30V255L31 254H34V253H36V249H35V247H34V249H29L27 252H28V254H29ZM32 251V252H31ZM46 251V250H45ZM57 251V250H56ZM64 251V250H63ZM73 251H74V249H73ZM80 251V250H79ZM87 250L85 249V252H86ZM93 251V250H92ZM110 251V252H111ZM141 251H143V253L146 255L147 254V256H144V254H142L141 253ZM183 251V250H182ZM223 251V250H222ZM19 252V251H18ZM43 252H44V250H43ZM42 252V253H43ZM51 252V251H50ZM54 252V251H53ZM67 252V251H66ZM66 252H64V253H66ZM94 252V253H95ZM185 252V251H184ZM248 252H250V251H248ZM8 253V252H7ZM11 253V252H10ZM12 253H14V252H12ZM24 253V254H23ZM45 253V252H44ZM59 253V252H58ZM96 253H98V252H96ZM99 253H100V251H99ZM104 253V252H103ZM161 253V252H160ZM170 254H166V256H162L161 257V259L158 257V258H156V259H159L158 261H161L162 262V264H180V259H179V253H180V248H177V249H175L172 253H171V250H170V252H169ZM182 253V252H181ZM186 253V252H185ZM251 253V252H250ZM1 254H3V252L1 253ZM20 254H21V252H20ZM22 254L23 255H25V254H27V253H25L24 251L22 252ZM39 254H41L40 252H39ZM38 254V255H39ZM53 254V253H52ZM55 254V253H54ZM53 254V255H54ZM62 254V253H61ZM72 254V253H71ZM76 253H74V255H75ZM104 254H107V253H104ZM121 254H123V253H121ZM121 254H118V255H121ZM164 254V253H163ZM231 254V253H230ZM248 254V257L246 256V261L247 262H245V264H255V261H254V259L252 258V253L251 254H249V253H247ZM18 255V254H17ZM22 255V256H23ZM37 255V256H38ZM59 255V254H58ZM57 255V256H58ZM65 254H63V256H64ZM69 255H70V253H69ZM73 255V256H74ZM88 255H89V253H88ZM98 255V254H97ZM162 255V254H161ZM186 255V254H185ZM222 255V254H221ZM241 255H243V254H241ZM4 255H2V257H3ZM12 256V255H11ZM11 256H9V255H7V257H4L3 259V263L5 262V264H7V263H9V262H12V261H14V259H13V256L11 257ZM15 256V255H14ZM18 256H20V255H18ZM44 256V255H43ZM50 256V255H49ZM56 256V255H55ZM71 256V255H70ZM80 256V255H79ZM84 256H86V255H84ZM90 256V255H89ZM94 256V255H93ZM113 256V255H112ZM115 256V255H114ZM159 256V255H158ZM224 256V255H223ZM1 257V258H2ZM21 257V256H20ZM32 257V256H31ZM40 257V256H39ZM59 257V256H58ZM57 257V258H58ZM66 257V256H65ZM83 257V256H82ZM88 257V256H87ZM154 257V258H153ZM229 257V256H228ZM15 258V260H17V263L19 262L18 260H19V258H17L16 259V257H14ZM22 259H24L23 257H21ZM20 258V259H21ZM46 258V257H45ZM50 258V257H49ZM48 258V259H49ZM52 258H54V257H52ZM67 258V257H66ZM71 258V257H70ZM69 258V259H70ZM73 258H76V256H74ZM78 258V257H77ZM80 258H81V256H80ZM84 258V257H83ZM83 258H81V259H83ZM224 258V257H223ZM64 259V258H63ZM85 259V258H84ZM188 259V258H187ZM190 259V258H189ZM188 259V260H189ZM229 259V258H228ZM87 260V259H86ZM89 260V259H88ZM106 260V259H105ZM110 260H113V259H110ZM116 260V259H115ZM211 260V259H210ZM68 261V260H67ZM66 261V262H67ZM76 261L78 262V260L76 259ZM97 261V260H96ZM95 261V262H96ZM114 261V260H113ZM218 261V260H217ZM53 263H54V261H52ZM60 262V261H59ZM64 262H65V259H64ZM70 262H73V261H70ZM79 262H81V261H79ZM78 262V263H79ZM82 262H84V261H82ZM89 262V261H88ZM91 262V261H90ZM89 262V264H91ZM106 262V261H105ZM183 262V261H182ZM181 262V263H182ZM186 262V261H185ZM213 262V261H212ZM3 263H0V264H3ZM23 263V262H22ZM47 263H49V262H47ZM46 263V264H47ZM61 263V262H60ZM220 263V262H219ZM232 263V262H231ZM263 263V262H262ZM10 264H13V263H10ZM15 264V263H14ZM62 264H63V262H62ZM65 264V263H64ZM72 264H74V263H72ZM103 264V263H102ZM109 264H110V262H109ZM114 264V263H113ZM119 264V263H118ZM216 264H217V262H216ZM233 264V263H232ZM241 264V263H240Z\"/></svg>",
	"mask_w": 264,
	"mask_h": 264
}]
</instances>
